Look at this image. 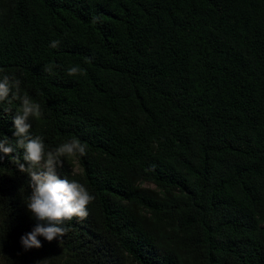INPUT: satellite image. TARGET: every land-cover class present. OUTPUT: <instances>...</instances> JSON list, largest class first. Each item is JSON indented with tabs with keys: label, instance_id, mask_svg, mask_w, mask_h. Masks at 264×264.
I'll return each mask as SVG.
<instances>
[{
	"label": "trees",
	"instance_id": "obj_1",
	"mask_svg": "<svg viewBox=\"0 0 264 264\" xmlns=\"http://www.w3.org/2000/svg\"><path fill=\"white\" fill-rule=\"evenodd\" d=\"M0 69L46 151L86 145L57 174L94 197L24 250L30 178L0 153V264H264V0H0Z\"/></svg>",
	"mask_w": 264,
	"mask_h": 264
},
{
	"label": "clouds",
	"instance_id": "obj_2",
	"mask_svg": "<svg viewBox=\"0 0 264 264\" xmlns=\"http://www.w3.org/2000/svg\"><path fill=\"white\" fill-rule=\"evenodd\" d=\"M60 41L50 42V48H58ZM54 65L49 64L44 71L54 75ZM0 71H3L0 69ZM69 76L83 74L79 66L67 69ZM19 102L12 117V136L15 144L6 136L0 137V153L10 155L23 150L22 160L19 155H11L20 172L27 173L30 178L31 195L26 207L38 221L30 232L20 237L24 250L42 247L37 237L51 242L62 237L66 231L62 225L73 217L84 219L88 216L87 206L94 197L87 188L76 180H67L57 174V168L63 166L61 158L84 156L86 145L79 139L72 138L54 149L46 151L45 143L40 135L31 133L30 119L42 115L41 106L26 94H21V81L14 76L0 77V102L12 105ZM11 111V108L5 109ZM3 157H0L2 159Z\"/></svg>",
	"mask_w": 264,
	"mask_h": 264
},
{
	"label": "rangeland",
	"instance_id": "obj_3",
	"mask_svg": "<svg viewBox=\"0 0 264 264\" xmlns=\"http://www.w3.org/2000/svg\"><path fill=\"white\" fill-rule=\"evenodd\" d=\"M79 170L78 167L75 168V171L77 172ZM146 186L154 187L152 184H146Z\"/></svg>",
	"mask_w": 264,
	"mask_h": 264
}]
</instances>
